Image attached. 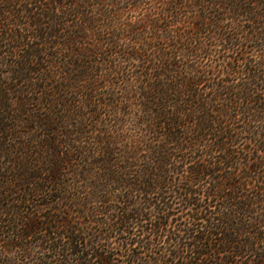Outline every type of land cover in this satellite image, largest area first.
<instances>
[{
    "label": "trees",
    "instance_id": "16d2710c",
    "mask_svg": "<svg viewBox=\"0 0 264 264\" xmlns=\"http://www.w3.org/2000/svg\"><path fill=\"white\" fill-rule=\"evenodd\" d=\"M0 264H264V0H0Z\"/></svg>",
    "mask_w": 264,
    "mask_h": 264
}]
</instances>
